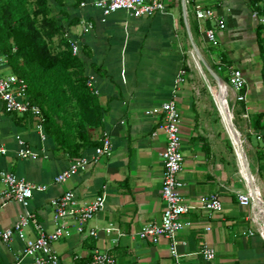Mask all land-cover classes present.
Here are the masks:
<instances>
[{
    "label": "crops",
    "instance_id": "0c3cea01",
    "mask_svg": "<svg viewBox=\"0 0 264 264\" xmlns=\"http://www.w3.org/2000/svg\"><path fill=\"white\" fill-rule=\"evenodd\" d=\"M96 1L99 0H51V4L65 28V38L78 45L76 54L84 63L91 89L103 110V126L91 130L92 138L100 141L108 137L111 155L95 160V146L88 147L82 153L90 160L88 168L56 184L55 178L73 160L58 149L53 137L42 138L34 118L6 113L0 100V147L8 150L7 155L0 156V170L48 186L30 203V210L47 232L54 230L52 201L56 197L73 191L80 203L87 204L105 196V208L83 233L76 230L74 219L67 220L69 234L53 245L59 264H90L95 251L111 253L117 264H177L168 239L153 244L139 237L145 225L160 223L165 211L162 153L166 135L160 129V107L171 100L182 117L184 195L195 207L184 217L186 225L177 234L178 262L264 264V234L257 215L258 210L260 220H264L263 210L257 206L258 201L264 204V144L256 138L264 134V81L256 31L262 19L255 16L249 0H163L166 9L151 17L131 16L122 10L105 17L95 7ZM197 5L214 9L226 29L219 30L215 21L199 22ZM85 23H91L92 30L85 31ZM211 28L217 29L215 45L208 43L205 36ZM195 47L203 61L205 58L210 62V57L214 59L219 54V59L242 70L247 78L246 101L234 104L229 99L238 111L237 130L247 141L252 187L241 172V158L238 162L234 147L231 156L225 140L212 133L206 122L192 82L197 64ZM210 47L216 53L203 57ZM182 70L187 73L178 84ZM11 73L0 53V74ZM149 110L154 114L147 115ZM18 137L39 154L38 159L18 157ZM243 170L246 177L244 167ZM250 191L255 206L241 205L238 193ZM212 194L220 195L223 207L208 212L201 203ZM24 212L16 201L1 206L0 229L12 227ZM107 228L113 230L108 233ZM93 229L97 231L96 238L89 234ZM25 233L31 240L37 235L33 228H26ZM25 247L26 242L18 237L1 244L0 264H12ZM205 247L216 252L214 260L202 257L200 252ZM30 260L25 258L26 262Z\"/></svg>",
    "mask_w": 264,
    "mask_h": 264
},
{
    "label": "built area",
    "instance_id": "2783aa9c",
    "mask_svg": "<svg viewBox=\"0 0 264 264\" xmlns=\"http://www.w3.org/2000/svg\"><path fill=\"white\" fill-rule=\"evenodd\" d=\"M94 5L102 11L105 17L120 10L126 11L131 16L151 17L166 9L163 0H99ZM195 15L199 22L215 21L219 30L226 29L225 23L218 19L214 9L197 5ZM255 16H257V13H255ZM262 21L264 22V20ZM84 25L87 32L93 28L91 23H85ZM205 36L208 43L215 45L217 42V29L206 30ZM71 46L74 54H76L79 49L78 45L71 43ZM186 73L185 70L180 72L177 78L178 84L184 81ZM88 84L91 87L90 81ZM226 84L228 86V98L234 104L246 101L248 81L242 70H231ZM0 100L6 113L34 118L36 129L42 138L46 139L43 112L38 106L32 104L28 94V85L23 78L14 73L9 75L0 74ZM160 112L162 114L160 129L166 135V147L162 153L164 164L162 200L165 204V211L161 222L145 225L140 231L139 237L143 240H150L153 244H158L163 238L168 239L171 243V253L177 259V264H180L178 262L177 234L186 225L184 217L192 212L195 207L190 204L188 198L184 195V182L182 180L184 171L181 136L182 117L179 108L176 102L171 100L161 105ZM146 114L152 115L154 111L149 110ZM256 138L264 144V134H259ZM17 140L19 145L17 155L19 158L32 160L39 158V154L28 146L25 140L21 137H18ZM100 143L95 147V160L101 157H109L112 153V145L108 137L102 138ZM7 154L8 150L0 147V156ZM89 164L90 160L84 156L73 160L70 166L55 178L54 182L56 184L65 183L79 171L86 170ZM47 190V185L27 182L11 171L0 170V208L9 201H16L25 210L24 214L12 227L0 229V245L9 244L15 237L26 242L24 253L18 256L12 264H59L60 260L53 250V245L69 234L70 229L67 220L74 219L76 230L83 233L88 223L105 208L104 195L98 196L90 203L82 204L73 191L65 192L52 201L55 209L54 230L47 232L36 214L30 210V203L35 194L44 193ZM238 198L241 205L255 206L250 193H238ZM201 207L208 212L221 210L223 205L220 195L212 194L205 198L201 203ZM26 228L35 230L37 234L35 239H27ZM112 230L111 228L106 229L108 233ZM89 234L95 238L98 236L97 231L94 229ZM200 254L207 261L216 258V252L208 247L203 248ZM25 258L31 260L26 262ZM90 264H117V262L111 253L95 251Z\"/></svg>",
    "mask_w": 264,
    "mask_h": 264
},
{
    "label": "trees",
    "instance_id": "16d2710c",
    "mask_svg": "<svg viewBox=\"0 0 264 264\" xmlns=\"http://www.w3.org/2000/svg\"><path fill=\"white\" fill-rule=\"evenodd\" d=\"M249 2L264 20V0ZM256 31L264 81V22ZM65 33L51 0H0V53L26 81L32 104L43 112L46 134L75 160L101 144L91 130L103 126V110Z\"/></svg>",
    "mask_w": 264,
    "mask_h": 264
},
{
    "label": "rangeland",
    "instance_id": "374dc122",
    "mask_svg": "<svg viewBox=\"0 0 264 264\" xmlns=\"http://www.w3.org/2000/svg\"><path fill=\"white\" fill-rule=\"evenodd\" d=\"M262 20H261V22H263ZM195 50H198V48H194V51ZM202 52H203V50H202ZM214 52L216 53V49L214 47H210L209 52L206 51L207 54H203V57H204V55L210 56L211 55L210 53H214ZM216 55H217L218 59L217 58L212 59L210 57L209 58L210 62H206L207 60L204 58V61H205L204 62L198 58L197 51L195 52L194 56H195L197 64H195V68L193 69L194 70V78L192 79V82L195 84V87L197 88V91L199 93L198 99L200 100L203 114L206 116L205 117L206 122H208L210 124V129L212 130V133H214L219 139L225 140L231 156L233 154V147H234L235 153H236V156H237L238 162H239L240 155H239L238 149L236 148V146L232 140V137H231V135L227 129V126H228L227 125L228 124L227 117L222 113L221 91L214 81V79H216V78H214V76H212V74H210V72L206 68V65L210 67V69L213 71V73L216 75V77L219 78L220 80H222L224 82V84L227 83V72L228 71L230 72L231 70H233L234 67L229 62H227L226 60L219 59V56H218L219 54H216ZM259 58H260V55H259ZM261 68H262V63H261ZM228 101H229L230 109L233 112V115L235 112L234 124L237 127V125H238L237 124L238 111L236 109L234 110L233 103L230 101V99H228ZM217 109L219 110V112ZM219 113H220V115H219ZM221 119H222V123H221ZM235 119H236V121H235ZM226 121H227V123H226ZM224 129L227 131L226 133H227L229 139H228ZM239 133H241V132H239ZM241 138H242V141L244 143V149L247 151V148H248L247 147V141H246L244 136H242ZM230 141H231L233 146H231ZM254 143H255V139L252 138V144H254ZM248 158L249 157H247L248 171H249V164L248 163H250V169L252 171V165H251L250 159L248 161ZM240 163H241V159H240ZM241 172H242L244 178L246 179L245 174H244V170L242 167V163H241ZM249 173H250V171H249ZM261 229H262V232L264 234V220L261 224Z\"/></svg>",
    "mask_w": 264,
    "mask_h": 264
},
{
    "label": "bare ground",
    "instance_id": "6f19581e",
    "mask_svg": "<svg viewBox=\"0 0 264 264\" xmlns=\"http://www.w3.org/2000/svg\"><path fill=\"white\" fill-rule=\"evenodd\" d=\"M196 51H197L198 58L201 61H203V58H202L201 54L199 53V51L198 50H196ZM214 81H215L216 85L218 86V88L221 91L222 112L227 117V121H228L227 129H228V132L230 133V135L232 137V140H233L235 146L238 149V152H239V155H240V158H241V161H242L241 163H243V167H244V169L246 171V180H247L248 184L252 187L253 186V179H252L251 174H249V171L247 170V155H246V152H245V149H244V143L242 141V138L240 136L239 131L237 130V127L234 124V115H233V113H232V111L230 109V106H229L228 86L226 84H224V82L222 80H220L219 78L214 79ZM227 121H226V123H227ZM250 193H251V195L253 197V193L251 191H250ZM261 203L258 201L257 202V206L260 208V210H263L262 213L264 214V208H263L264 206H262ZM257 212H258V214H257L258 215V219H259L260 223L262 224L263 220H260V218H261L260 212L258 210H257Z\"/></svg>",
    "mask_w": 264,
    "mask_h": 264
},
{
    "label": "water",
    "instance_id": "95a60500",
    "mask_svg": "<svg viewBox=\"0 0 264 264\" xmlns=\"http://www.w3.org/2000/svg\"><path fill=\"white\" fill-rule=\"evenodd\" d=\"M206 68H207V70L210 72V74H212V76H214V78H217L216 77V75L213 73V71L210 69V67L209 66H207L206 65ZM241 136V135H240ZM259 199H260V197H259ZM260 201H261V199H260ZM262 202V201H261ZM263 204V203H262ZM264 205V204H263Z\"/></svg>",
    "mask_w": 264,
    "mask_h": 264
}]
</instances>
